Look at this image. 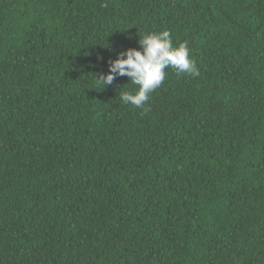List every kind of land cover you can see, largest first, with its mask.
I'll return each mask as SVG.
<instances>
[{"label": "trees", "instance_id": "16d2710c", "mask_svg": "<svg viewBox=\"0 0 264 264\" xmlns=\"http://www.w3.org/2000/svg\"><path fill=\"white\" fill-rule=\"evenodd\" d=\"M165 29L198 76L94 79ZM0 264H264V0H0Z\"/></svg>", "mask_w": 264, "mask_h": 264}, {"label": "clouds", "instance_id": "9594fccd", "mask_svg": "<svg viewBox=\"0 0 264 264\" xmlns=\"http://www.w3.org/2000/svg\"><path fill=\"white\" fill-rule=\"evenodd\" d=\"M138 44L139 48L130 47L119 53L109 63L106 74L100 73L94 77L104 87L112 84L117 76H127L137 87L120 94L125 104L146 111L145 105L150 94L162 85L169 67L178 75L189 74L195 77L200 74L195 60L191 58L187 42L174 45L167 29L146 32L142 36L139 34Z\"/></svg>", "mask_w": 264, "mask_h": 264}]
</instances>
